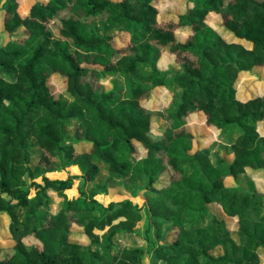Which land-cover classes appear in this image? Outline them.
<instances>
[{
  "label": "trees",
  "instance_id": "1",
  "mask_svg": "<svg viewBox=\"0 0 264 264\" xmlns=\"http://www.w3.org/2000/svg\"><path fill=\"white\" fill-rule=\"evenodd\" d=\"M158 1L36 0L26 14L19 0L4 1L0 221L9 217L15 243L9 253L0 246V264H145V247L115 244L116 235L134 231L144 218L142 206L95 198L136 185L160 240L153 248L158 259L261 264L264 190L254 175L264 173V95L242 98L238 86L264 67V0H187L175 19L159 17ZM211 12L235 39L208 22ZM183 27L189 34L182 39ZM124 35L128 40L119 44ZM164 52L177 62L175 93L159 68ZM119 74L128 94L125 86L104 83ZM56 75L67 82L60 94L50 86ZM158 87L171 96L156 111L146 102ZM158 114L168 123L162 131L153 128ZM192 114L220 131L219 144L195 149ZM71 165L82 173L50 175ZM76 176L83 184L71 197ZM228 176L235 185H226ZM212 203L237 219L235 230ZM108 226L102 242L95 230ZM219 246L223 253L214 254Z\"/></svg>",
  "mask_w": 264,
  "mask_h": 264
},
{
  "label": "rangeland",
  "instance_id": "2",
  "mask_svg": "<svg viewBox=\"0 0 264 264\" xmlns=\"http://www.w3.org/2000/svg\"><path fill=\"white\" fill-rule=\"evenodd\" d=\"M3 0H0V10L2 9L1 3ZM36 0H19L21 3V12L27 11V8L32 5ZM41 1H47V0H41ZM196 2H194L193 5H195ZM188 1L187 0H159L157 2V6L159 8V17H171V18H177L180 14L184 13L188 7ZM3 11V10H2ZM0 11V41L3 42L7 36L8 33L4 29L3 24V12ZM208 22L214 26L216 29H218L222 35L227 40H233L235 37L228 32L225 27L223 26V19L221 15L211 12L208 16ZM189 34V28L183 27L179 28L177 31V35L180 38L186 37V35ZM128 40V35L122 36L121 39H119L117 42L119 44L124 43ZM177 66V62L175 61V57L173 54L164 52L161 61L159 63V68L162 72L168 73V81L167 84L169 86V89L172 90L175 93V83L173 75L175 71L173 70V67ZM105 85L108 87V85H111V87L117 88L120 86L126 87V94L129 93V82L127 79L122 75L119 74L118 76H110L107 79H104ZM50 86L53 88L54 92L56 94H60L65 88L67 87L66 79L56 75L53 76L50 82ZM239 89V95L242 98H249L252 96L257 95H264V67H256L252 70V72L242 76L241 82L238 86ZM171 93L165 88V87H158L153 92V97L148 100L146 103L149 107L153 108L154 110H161L162 107L166 106L169 103ZM205 117L194 114L189 116V127L194 132L195 136L197 137L195 149L200 147H205L210 145L214 140H216L219 136V130L215 127L208 126L204 122ZM168 123L167 121L161 116L157 115L153 119V128L157 131H162L167 127ZM217 144L221 142L220 139L216 140ZM33 147V146H32ZM33 150V148H32ZM144 148L140 145H138V153L139 155H142L144 153ZM226 155V153H222ZM227 157V156H226ZM228 160H230V156H228ZM34 158H36V155L34 154ZM73 174H81L82 171L77 166H71L67 168L60 169L56 171L55 173H52L51 176L54 178H65L67 177L68 173ZM256 178L258 180V188L260 190H264V173H258L256 174ZM168 180V177L166 175L162 178V183H166ZM30 183V181H28ZM83 184V178L80 176H76L74 180L73 188L68 190V193L71 197H76L80 195L79 188ZM142 185V183H141ZM140 189V185H136L135 187H129V188H112L109 189L107 192L97 194L95 196L96 200L100 201L102 204L107 205L110 201H120L124 199H131L134 203L142 206V212L144 218L139 221L134 228V231L127 232V233H120L116 235L115 238V244L120 246H127V247H145L147 249V253L144 256V263L145 264H166L165 261H162L158 259L153 252V248L157 243L160 242V240H157L152 229L149 228L148 221H147V215H148V209L145 206V196L141 193H138ZM31 195L34 194V190L30 188ZM86 193H90V191H87ZM52 196L58 200V196H56L55 193H52ZM84 196V195H83ZM216 209V208H215ZM228 219V224L232 229H235V227L238 226L237 219L234 217L226 218ZM120 219L114 221V224H117ZM112 226H108L105 230H99L96 229L95 232L99 234L101 237L102 242L105 241L106 232H108ZM76 230H79L76 228ZM173 236H169L168 240H173ZM14 241L11 239V235L9 232V217L7 215L1 216L0 221V246L4 249L5 253H9L11 248L14 245ZM214 254H219L221 252L220 248H216L212 251ZM260 257H261V264H264V249L260 250Z\"/></svg>",
  "mask_w": 264,
  "mask_h": 264
},
{
  "label": "crops",
  "instance_id": "3",
  "mask_svg": "<svg viewBox=\"0 0 264 264\" xmlns=\"http://www.w3.org/2000/svg\"><path fill=\"white\" fill-rule=\"evenodd\" d=\"M4 1L5 0H3L2 1V3H1V6L3 7V4H4ZM46 2V1H45ZM28 9V8H27ZM3 10V8L0 10V11H2ZM20 10H21V3H20ZM3 12V11H2ZM26 12L27 11H25V12H23V14H26ZM5 29V28H4ZM6 31V30H5ZM7 32V31H6ZM8 33V32H7ZM1 42V41H0ZM192 115H194V114H192ZM191 116V115H190ZM224 155V154H223ZM226 158H229L228 156H230V160L229 161H232L233 160V158H234V155L233 154H226V155H224ZM71 166H77V167H79L78 165H71ZM71 166H69V167H71ZM55 173V172H54ZM52 174V173H51ZM50 174V175H51ZM258 174V173H257ZM262 174V173H261ZM255 176V178H256V174L254 175ZM256 180H257V178H256ZM225 183H226V185H229V186H233V185H235L236 184V180H235V178L234 177H232V176H228L226 179H225ZM257 183H258V180H257ZM53 193V192H52ZM52 193H51V195H52ZM211 206L217 211V213L222 217V218H224V219H226V218H231V217H229V216H227L225 213H224V211L222 210V207L218 204V203H212L211 204ZM226 220H228V219H226ZM231 228V227H230ZM237 227H235V229H236ZM234 229V230H235ZM217 248H220V250H221V252L219 253V254H221V253H223V247H221V246H219V247H217Z\"/></svg>",
  "mask_w": 264,
  "mask_h": 264
}]
</instances>
